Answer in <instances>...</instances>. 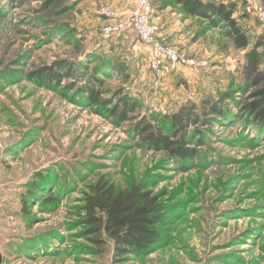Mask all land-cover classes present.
<instances>
[{"label":"rangeland","instance_id":"rangeland-1","mask_svg":"<svg viewBox=\"0 0 264 264\" xmlns=\"http://www.w3.org/2000/svg\"><path fill=\"white\" fill-rule=\"evenodd\" d=\"M130 1L58 0L46 8L45 0H0L1 264H264V124L199 126L189 140L197 155L187 161L151 148L133 130L145 120L158 125L152 115L223 93L240 113L244 51L222 26L186 15L173 0H152L170 12L162 25L174 34L163 31L161 40L209 62L156 80L131 28L102 33L131 15L120 16ZM209 1L236 2L250 46L264 35L254 9L264 8L261 0ZM100 8L117 16L106 19ZM259 51L264 57V46ZM56 61L70 63L74 75L51 87L29 78ZM89 87L102 107L86 103ZM124 97L137 102L128 120L103 112ZM102 176L119 189L143 181L172 205L174 222L155 252L117 261L109 239L99 251L86 235L84 198Z\"/></svg>","mask_w":264,"mask_h":264},{"label":"trees","instance_id":"trees-1","mask_svg":"<svg viewBox=\"0 0 264 264\" xmlns=\"http://www.w3.org/2000/svg\"><path fill=\"white\" fill-rule=\"evenodd\" d=\"M11 1L22 5L30 0ZM57 1L45 0L44 5L49 8ZM261 1L264 3V0ZM173 3L180 6L186 15L200 17L211 25L222 26L234 47L244 51L239 91L246 94V99L241 102L240 113H234L231 108L235 106V99L223 93L217 98L205 96L198 104L187 101L162 116L152 115V121L158 124L156 126L145 120L133 127L143 143L165 151L173 159L187 161L197 155V150L189 146V140L194 133L200 135L199 126L233 119L244 124H264V57L259 51L264 46V35L260 34L250 46L249 38L234 16L237 6L235 1L173 0ZM70 65L66 61H56L52 67H40L28 75L37 84L51 87L74 75ZM111 69L122 70V67L112 65ZM227 100L233 102L230 104ZM85 101L90 105L103 106L100 92L91 87L86 88ZM136 107V101L124 97L114 108H107L103 112L126 121L129 112ZM189 128H194L193 133ZM45 199L53 202L57 198L49 194ZM82 209L85 216L81 221L86 225V235H90L91 242L99 251H102L109 239L112 242L113 257L117 261L155 252L165 242L164 231L175 219L172 205L165 201L162 194L154 193L145 182L119 189L104 176L90 186Z\"/></svg>","mask_w":264,"mask_h":264},{"label":"built area","instance_id":"built-area-1","mask_svg":"<svg viewBox=\"0 0 264 264\" xmlns=\"http://www.w3.org/2000/svg\"><path fill=\"white\" fill-rule=\"evenodd\" d=\"M257 20L264 28V8L256 6ZM99 13L106 19L115 18L117 15L105 8H100ZM154 5L152 0H134L132 14L126 20H111L104 24V35L119 34L131 28L137 40L146 47L147 65L153 77L157 80L165 75V72L177 71L181 68L201 70L209 65L204 59H198L184 55L178 49L161 40L159 27L153 22Z\"/></svg>","mask_w":264,"mask_h":264},{"label":"crops","instance_id":"crops-1","mask_svg":"<svg viewBox=\"0 0 264 264\" xmlns=\"http://www.w3.org/2000/svg\"><path fill=\"white\" fill-rule=\"evenodd\" d=\"M133 9H134V1L133 0H131L130 2H129V4H128V8L127 9H125V11H122L121 13H120V16L122 17V16H125V14L127 15V14H132V11H133ZM154 16H153V20H154V22L156 21V23H157V26L159 27V35H162L163 34V31L165 32V33H169V34H174V33H170L171 31V27H169V26H164V25H162V21H163V19L165 18V16H167V15H169V13L170 12H168V10L167 9H161V7H158V6H154ZM174 32V31H173ZM168 34V35H169ZM167 40L171 43V42H173L175 39H173L172 37H171V35L170 36H168L167 37ZM138 42V41H137ZM140 43V42H139ZM140 45H142L143 46V49H144V52H145V50H146V47H145V45L141 42L140 43ZM190 49H192V48H189V49H187V50H190Z\"/></svg>","mask_w":264,"mask_h":264},{"label":"water","instance_id":"water-1","mask_svg":"<svg viewBox=\"0 0 264 264\" xmlns=\"http://www.w3.org/2000/svg\"><path fill=\"white\" fill-rule=\"evenodd\" d=\"M2 262V253H0V264Z\"/></svg>","mask_w":264,"mask_h":264}]
</instances>
